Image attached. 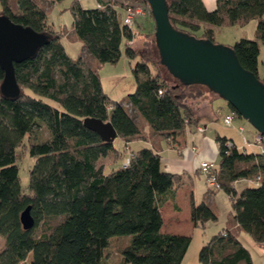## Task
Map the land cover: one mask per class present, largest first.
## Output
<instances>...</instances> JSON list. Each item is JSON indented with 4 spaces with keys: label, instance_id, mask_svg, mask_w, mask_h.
I'll list each match as a JSON object with an SVG mask.
<instances>
[{
    "label": "trees",
    "instance_id": "obj_1",
    "mask_svg": "<svg viewBox=\"0 0 264 264\" xmlns=\"http://www.w3.org/2000/svg\"><path fill=\"white\" fill-rule=\"evenodd\" d=\"M97 3L83 8L74 0L70 6L71 28L65 31L81 42L79 54L72 57L61 41L65 31L47 24L42 2L0 0V14L48 34L34 57L14 63L19 95L8 98L0 93V264H181L190 244L189 235L159 230L161 195L173 196L178 186V177L161 169L160 154L149 146L129 149L133 156L127 165L122 166V160L104 172L99 160L110 153L117 158L120 152L113 142L85 127L83 119L110 121L124 148L133 139L145 138V126L172 141L192 121L193 102L205 92L201 88L209 90L202 84L184 85L168 72L155 53L154 30L148 51L134 44L137 34L145 36L148 31L136 19L125 24V9L143 5L155 29L146 0ZM166 5L176 30L214 43L213 27L255 20L254 37H241L229 46L239 63L264 83L257 73L259 43L264 47V0H216L211 10L202 0H166ZM122 51L138 59L131 66L134 89L117 101L102 90L97 70L84 66L83 54L98 63H116ZM2 78L0 68V83ZM216 140L219 159L213 165L219 188L210 190L230 196L229 223L262 243L264 136L262 150L255 151L242 150L225 136ZM21 147L34 158L26 190L18 176ZM239 180L247 183L238 190ZM27 206L33 225L24 229L20 213ZM216 219L205 199L191 201L194 227L203 228ZM110 251L117 253V263L107 262ZM198 260L253 264L248 249L228 228L201 245Z\"/></svg>",
    "mask_w": 264,
    "mask_h": 264
},
{
    "label": "water",
    "instance_id": "obj_2",
    "mask_svg": "<svg viewBox=\"0 0 264 264\" xmlns=\"http://www.w3.org/2000/svg\"><path fill=\"white\" fill-rule=\"evenodd\" d=\"M154 19V39L159 61L182 84H202L231 105L238 114L264 136V83L238 61L229 45L176 30L169 21L166 0H146ZM48 41V34L13 22L0 14V93L8 98L19 95L14 63L32 58ZM83 125L101 140L117 137L110 121L86 117ZM24 229L33 225L30 206L20 213Z\"/></svg>",
    "mask_w": 264,
    "mask_h": 264
},
{
    "label": "crops",
    "instance_id": "obj_3",
    "mask_svg": "<svg viewBox=\"0 0 264 264\" xmlns=\"http://www.w3.org/2000/svg\"><path fill=\"white\" fill-rule=\"evenodd\" d=\"M215 1L216 0H202L205 7L209 10L213 9ZM254 28L255 20H250L243 26L232 25L213 27L214 39L218 38L220 43L231 45L233 43L232 40L237 37L253 38ZM224 32L229 34L230 39H232L231 41L222 40L223 38L220 36ZM250 34L251 36H249ZM257 73L259 77L264 79V47L261 43H259ZM192 110V121L185 124L183 129L175 135L172 141L152 133L150 128L145 126L143 129V135L145 138H137L129 142V146L131 143L132 145H135L132 147V151H136L142 146H149L156 150V152L160 154L161 169L178 177V186L173 196L170 197L166 193L161 195L163 199L158 205V211L161 218L159 230L164 233L192 236L194 225L191 220V201L198 203L205 199L216 213L217 221L219 217L217 209L220 210L218 200L223 203L225 195L227 201L222 204V206L226 208L225 216L222 220L223 223L221 228H218L212 235L228 228L231 231H235L238 237V233L241 229L236 223H229L231 219L230 196L220 189L214 191L210 190L205 177L199 172V163L201 161H210L214 165L217 164L219 157L216 136L232 138L234 143L242 150H259L260 145H245L243 143L242 135L239 134L237 127L240 126L243 128V135L250 142H253L254 137L258 132L253 135L252 140H249L245 134L244 126L241 123V117L235 118L233 123L234 127L225 126L222 118L231 109L223 99L210 91L204 92L202 97L193 102ZM198 128H201L202 131H199ZM225 129L236 131L241 141L237 144L233 135L227 133ZM122 143L124 147V142L122 141ZM246 183L245 180H239L235 183V186L239 190ZM208 239L205 237L198 239L197 243L194 244L193 250H195L196 247L197 250H199L201 245ZM263 243L264 242L258 244L262 245ZM190 245L191 242L181 264H184L187 258V253L191 248Z\"/></svg>",
    "mask_w": 264,
    "mask_h": 264
},
{
    "label": "rangeland",
    "instance_id": "obj_4",
    "mask_svg": "<svg viewBox=\"0 0 264 264\" xmlns=\"http://www.w3.org/2000/svg\"><path fill=\"white\" fill-rule=\"evenodd\" d=\"M45 5V12H46V22L47 24L56 31H65L71 28V19L72 13L70 11V6L74 0H61L59 2H52L51 0H39ZM81 7L83 8H93L98 5L97 0H77ZM105 1V0H103ZM139 22H142L145 26V30L148 31V34L143 36L142 34H137L135 36V45H137L138 49L142 51H148L147 49V41L152 38V31L154 30V25L152 19L149 15H143L140 18L136 19ZM248 27V26H245ZM234 29V28H233ZM236 29V28H235ZM247 29V28H246ZM225 31V30H224ZM71 33H67L65 31V35L62 37L61 41L65 47L66 52L72 56L76 57L80 52L81 42L75 38H72ZM251 36V34L249 35ZM222 40L231 41L230 36L227 32H224L221 36ZM237 37L234 40L239 39ZM250 39V38H248ZM215 43H220L219 39H214ZM132 44V43H131ZM223 44V43H221ZM155 53L158 51L157 48L154 47ZM83 62L85 67H92L97 70L100 84L102 90L107 93V95L113 100H121L124 96L128 93L132 92L134 89V79L131 73V66L135 63L138 58L130 59L128 58L124 51L120 55V58L116 63H98L94 58H91L88 54H83ZM165 73V71H164ZM166 74V73H165ZM167 75V74H166ZM202 91H207L206 88H201ZM130 114L133 116L135 121H139L136 117L135 112L130 109ZM241 123L244 126L245 134L249 140H252L253 135L257 132L255 128L245 119L241 118ZM227 133L232 134L235 141L240 142L241 139L236 131L232 129H225ZM202 131V130H201ZM42 132H38V136L40 137ZM26 142V138L24 139ZM115 147L120 152L117 154V158L114 154H107L105 157L99 160L100 163L104 166V172H108L110 168L117 167L120 165L121 161L128 154V150L132 149L135 145L132 143L130 146L123 147L122 140L119 137H116L113 141ZM24 147H21L17 150V155L19 160L17 161L18 166V176L20 187L23 190L27 189L28 180H29V169L34 163V158L31 157L27 152H24ZM223 195V194H221ZM227 201L225 195L223 199V203ZM221 202L218 200V204L220 206L219 217L216 222H209L205 227H193L192 236H191V248L187 253V258L184 264H201L198 262V251L197 247L193 250L194 244L197 243L198 239L201 237L210 238L211 235L217 231L218 228L222 226V220L225 216V210L222 206ZM222 206V207H221ZM239 241L248 249L251 255V260L253 264H264V243L262 245L258 244L254 241L249 234L245 231L240 230L238 233ZM3 246V238L0 236V248ZM30 255L28 256V259ZM107 262L117 263L118 262V255L115 251H110L108 257L106 258Z\"/></svg>",
    "mask_w": 264,
    "mask_h": 264
},
{
    "label": "built area",
    "instance_id": "obj_5",
    "mask_svg": "<svg viewBox=\"0 0 264 264\" xmlns=\"http://www.w3.org/2000/svg\"><path fill=\"white\" fill-rule=\"evenodd\" d=\"M146 13V8L141 5V4H135L132 6H128L125 9L124 17H123V22L127 25H131L133 21ZM236 118V113L232 110H230L228 113H226L223 118V124L228 127H234L233 123ZM199 131H201V128H198ZM237 130L239 134L242 135V140L245 145H251V144H257L260 145V150H262V139L263 136L259 133L256 134L254 137L253 142H250L246 139V137L243 135V128L238 126ZM131 156H133V153L128 150L127 156L124 158L122 162V166H125L128 164ZM199 172L205 177L206 183L210 188L217 189L219 188V184L216 181L215 178V172H214V165L210 161H201L199 163Z\"/></svg>",
    "mask_w": 264,
    "mask_h": 264
}]
</instances>
